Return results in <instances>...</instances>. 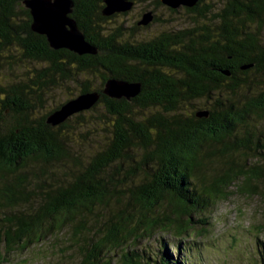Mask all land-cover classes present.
Segmentation results:
<instances>
[{
	"label": "trees",
	"instance_id": "16d2710c",
	"mask_svg": "<svg viewBox=\"0 0 264 264\" xmlns=\"http://www.w3.org/2000/svg\"><path fill=\"white\" fill-rule=\"evenodd\" d=\"M26 1L0 0V73L14 74L0 85V244L24 251L67 233L79 264H111L117 251L122 264H202L207 214L239 181L250 193L264 181V0H198L182 7L188 26L140 38L166 20L111 27L129 11L71 0L95 52L81 56L35 33ZM109 81L139 92L110 98ZM90 93L92 108L47 122ZM253 249L244 264H264L257 237Z\"/></svg>",
	"mask_w": 264,
	"mask_h": 264
},
{
	"label": "rangeland",
	"instance_id": "374dc122",
	"mask_svg": "<svg viewBox=\"0 0 264 264\" xmlns=\"http://www.w3.org/2000/svg\"><path fill=\"white\" fill-rule=\"evenodd\" d=\"M148 3L152 5H148ZM152 6L154 7L153 0L138 3L132 6L125 17H117V22L112 23L109 21L107 24L113 27L117 23H122L128 28L133 27L147 13L151 17L155 14L167 21L160 25H150L146 30H138L139 38L145 35L147 37L154 35L159 26H162L163 29L168 27L180 29L190 24L191 16L182 7L177 8V12L172 13L163 4L156 11L152 10ZM219 7L220 5L217 6V9ZM138 27L142 28V26ZM262 37L264 40V28H262ZM2 56L10 55L4 54ZM13 57L12 52L11 58ZM15 58L18 59L19 56L16 55ZM4 65L6 73H0V85L4 83L5 78H8V75H14L12 68H7V64ZM15 67L19 68V64ZM25 68L32 71L34 67L26 65ZM90 83L93 87L99 85L97 79L91 80ZM54 97L55 102L47 106L46 111L50 110L55 104L62 102L65 99V94L63 91H59L54 94ZM99 112L104 114L103 108H100ZM97 114L99 115L98 112ZM251 171L260 173L256 169H251ZM253 184L252 191L254 193H250L243 182L239 181L238 185H234L229 189L228 197L217 202L207 214L209 218L208 234L205 237L195 239L196 242H200L202 264H244L248 262L249 256L254 253L255 238L257 237L259 241L264 243V181H253ZM106 220L107 218L104 222ZM256 227L262 228V232L258 234ZM157 236L160 237V235ZM162 236L167 238L166 235ZM140 244L144 245L145 242L142 241ZM138 247L141 246L138 245ZM81 253V248L76 251L71 242L68 241L67 233L50 237L40 245L24 251L16 246L11 247L0 244L1 264H79L80 260L83 261ZM110 256L112 259L111 264H122L120 251L112 252Z\"/></svg>",
	"mask_w": 264,
	"mask_h": 264
},
{
	"label": "water",
	"instance_id": "95a60500",
	"mask_svg": "<svg viewBox=\"0 0 264 264\" xmlns=\"http://www.w3.org/2000/svg\"><path fill=\"white\" fill-rule=\"evenodd\" d=\"M197 1L161 0V3L170 9H177L179 7L192 8ZM103 2L105 7L102 14L106 17L124 14L133 6L130 0H104ZM25 6L32 18V30L45 36L52 49H65L78 56L95 53L93 47L85 41L76 23L69 17L73 6L71 0H28L25 2ZM151 19V15L147 13L138 25L146 26ZM138 92V85H128L116 81L107 82L106 89L103 91L108 97L116 99L122 97L129 99L136 96ZM98 98L97 93L79 95L53 112L47 122L53 126L64 123L68 117L92 108Z\"/></svg>",
	"mask_w": 264,
	"mask_h": 264
},
{
	"label": "bare ground",
	"instance_id": "6f19581e",
	"mask_svg": "<svg viewBox=\"0 0 264 264\" xmlns=\"http://www.w3.org/2000/svg\"><path fill=\"white\" fill-rule=\"evenodd\" d=\"M199 47V46H198ZM196 50V49H195Z\"/></svg>",
	"mask_w": 264,
	"mask_h": 264
}]
</instances>
